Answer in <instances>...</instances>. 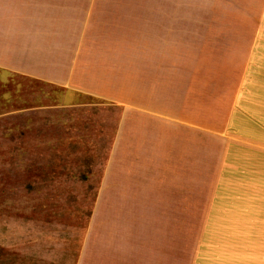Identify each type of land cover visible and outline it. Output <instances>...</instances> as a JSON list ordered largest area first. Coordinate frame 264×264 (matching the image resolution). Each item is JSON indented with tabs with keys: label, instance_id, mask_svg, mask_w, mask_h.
I'll use <instances>...</instances> for the list:
<instances>
[{
	"label": "crops",
	"instance_id": "0c3cea01",
	"mask_svg": "<svg viewBox=\"0 0 264 264\" xmlns=\"http://www.w3.org/2000/svg\"><path fill=\"white\" fill-rule=\"evenodd\" d=\"M0 69L110 107L75 245L0 264H264V0H0Z\"/></svg>",
	"mask_w": 264,
	"mask_h": 264
},
{
	"label": "rangeland",
	"instance_id": "374dc122",
	"mask_svg": "<svg viewBox=\"0 0 264 264\" xmlns=\"http://www.w3.org/2000/svg\"><path fill=\"white\" fill-rule=\"evenodd\" d=\"M109 109L0 69V256L15 251L12 235L28 245L29 227L53 237L52 251L75 245L107 155Z\"/></svg>",
	"mask_w": 264,
	"mask_h": 264
}]
</instances>
